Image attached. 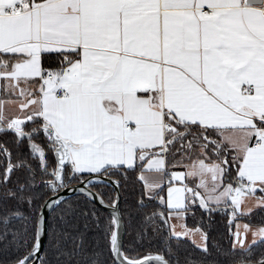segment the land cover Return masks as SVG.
I'll return each mask as SVG.
<instances>
[{"label": "snow or ice", "instance_id": "1", "mask_svg": "<svg viewBox=\"0 0 264 264\" xmlns=\"http://www.w3.org/2000/svg\"><path fill=\"white\" fill-rule=\"evenodd\" d=\"M254 209L264 0H0V264H264Z\"/></svg>", "mask_w": 264, "mask_h": 264}, {"label": "trees", "instance_id": "2", "mask_svg": "<svg viewBox=\"0 0 264 264\" xmlns=\"http://www.w3.org/2000/svg\"><path fill=\"white\" fill-rule=\"evenodd\" d=\"M132 188H133V185L130 184L128 187V191L127 193H125V195L130 197ZM80 198H81L80 193H76L74 195L66 197V199L70 201H75ZM202 215L204 214L199 209H197L195 220H199ZM228 219H229L228 214H225L223 212H217L213 214L210 220L207 216L204 217L205 225H206V228L209 230L210 241L212 243H219L223 247L228 246L229 240H230V235L228 231L229 229ZM243 220L245 222L251 223L252 225H259L262 221H264V211L260 209H255L253 211V214L250 217H245L243 218ZM187 223L189 226H194V218L190 216L188 218ZM134 236H135V233L130 228L128 232L125 233L126 244L130 243ZM90 241L93 243L95 242L94 234L90 236ZM181 250L191 251L190 243H188L187 241L181 242ZM260 250H261L260 248L254 249V251L256 252H259ZM196 254L199 255L198 252Z\"/></svg>", "mask_w": 264, "mask_h": 264}, {"label": "water", "instance_id": "3", "mask_svg": "<svg viewBox=\"0 0 264 264\" xmlns=\"http://www.w3.org/2000/svg\"><path fill=\"white\" fill-rule=\"evenodd\" d=\"M76 193H79V192L68 190V191H66V192L64 193V196H65V198H66V197H69V196L74 195V194H76ZM98 206H99V205H98Z\"/></svg>", "mask_w": 264, "mask_h": 264}, {"label": "crops", "instance_id": "4", "mask_svg": "<svg viewBox=\"0 0 264 264\" xmlns=\"http://www.w3.org/2000/svg\"><path fill=\"white\" fill-rule=\"evenodd\" d=\"M250 206H251V202H250ZM254 210H255V209H254ZM240 223H241V224H242V223H245V221H244L243 219H241V220H240ZM253 226H256V225H253ZM251 238H252V237H250V236L248 237L249 240H251Z\"/></svg>", "mask_w": 264, "mask_h": 264}, {"label": "rangeland", "instance_id": "5", "mask_svg": "<svg viewBox=\"0 0 264 264\" xmlns=\"http://www.w3.org/2000/svg\"><path fill=\"white\" fill-rule=\"evenodd\" d=\"M254 227H255V226H254ZM249 236L252 237L251 234H249ZM251 240H252V238H251ZM251 240H249V241H251Z\"/></svg>", "mask_w": 264, "mask_h": 264}]
</instances>
